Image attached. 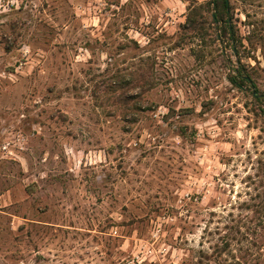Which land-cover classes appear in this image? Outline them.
Wrapping results in <instances>:
<instances>
[{
    "label": "rangeland",
    "instance_id": "obj_1",
    "mask_svg": "<svg viewBox=\"0 0 264 264\" xmlns=\"http://www.w3.org/2000/svg\"><path fill=\"white\" fill-rule=\"evenodd\" d=\"M211 1L0 0V264H264V0Z\"/></svg>",
    "mask_w": 264,
    "mask_h": 264
},
{
    "label": "trees",
    "instance_id": "obj_2",
    "mask_svg": "<svg viewBox=\"0 0 264 264\" xmlns=\"http://www.w3.org/2000/svg\"><path fill=\"white\" fill-rule=\"evenodd\" d=\"M211 3L213 4V7H214V13L211 14V18L213 20V23L223 22L224 27L222 28V30L224 31V33L230 32V28H229L230 3H229V1L228 0H212ZM193 10L194 9H192L189 12V13H191V12H193V13L190 16L188 15V18H187L189 23H190V21H194V19H193L194 11ZM237 74H238V78H239L240 82L251 84L252 81H251L250 77H248L246 75H242V73L240 71H238ZM237 79L236 78H230L229 80L233 85H236ZM260 100L264 103V94L262 96H260ZM127 105L128 104L126 103L125 106H127Z\"/></svg>",
    "mask_w": 264,
    "mask_h": 264
},
{
    "label": "water",
    "instance_id": "obj_3",
    "mask_svg": "<svg viewBox=\"0 0 264 264\" xmlns=\"http://www.w3.org/2000/svg\"><path fill=\"white\" fill-rule=\"evenodd\" d=\"M253 95L256 97V94H255V92L253 93Z\"/></svg>",
    "mask_w": 264,
    "mask_h": 264
}]
</instances>
